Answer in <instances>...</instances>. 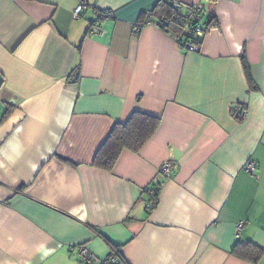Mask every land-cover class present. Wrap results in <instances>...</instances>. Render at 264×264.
I'll return each mask as SVG.
<instances>
[{"label": "crops", "instance_id": "obj_1", "mask_svg": "<svg viewBox=\"0 0 264 264\" xmlns=\"http://www.w3.org/2000/svg\"><path fill=\"white\" fill-rule=\"evenodd\" d=\"M79 1L0 0V264H82L83 245L125 264H264L233 251L264 249V0H180L216 23L196 52L138 28L159 0H86L75 18ZM135 112L160 119L155 134L95 166Z\"/></svg>", "mask_w": 264, "mask_h": 264}, {"label": "trees", "instance_id": "obj_2", "mask_svg": "<svg viewBox=\"0 0 264 264\" xmlns=\"http://www.w3.org/2000/svg\"><path fill=\"white\" fill-rule=\"evenodd\" d=\"M189 7L190 6H187L185 10L184 8L176 9L174 5L168 0H159L157 6L150 13H143L140 16L138 28H142L145 24L152 21L153 23H156L162 30L175 37L183 47H186V44L191 41L200 46L202 38L194 39L193 35L191 34L193 24L188 13ZM106 11L108 10H103L102 12ZM215 25L216 23L214 19L209 23H204L202 25L204 33H206L211 27ZM242 63L248 83L250 87L253 88L254 81L246 56H243ZM159 124L160 119L158 118L140 112L133 113L126 124L115 126L114 130L110 133L108 139L102 145L101 149L94 158V165L99 168L111 171L114 168L120 153L124 149H128L136 153L139 152L148 142V140L155 134ZM154 182L151 185H153ZM159 194L160 190H158L150 198V201L154 202V207H156L158 204ZM148 213L150 212L148 211ZM113 248L120 260L125 264V260L120 255L119 251H117L119 250V247L115 246ZM233 251L236 255L253 262L259 261V259L264 254V249L253 243L244 244L239 242L236 244Z\"/></svg>", "mask_w": 264, "mask_h": 264}, {"label": "built area", "instance_id": "obj_3", "mask_svg": "<svg viewBox=\"0 0 264 264\" xmlns=\"http://www.w3.org/2000/svg\"><path fill=\"white\" fill-rule=\"evenodd\" d=\"M171 2L176 9H182L184 5L180 2V0H168ZM89 8V4L86 0H80L77 7L74 10L75 18L80 17V15ZM189 17L192 20V30L191 34L193 35L194 39H199L204 36L203 31V16H204V6L202 4L190 5L188 8ZM114 17V13L110 10L106 12L98 11L96 13V22L91 25L89 28V34H101L102 28L100 22L104 19H108ZM150 23H153L152 21ZM186 48L191 52H196L199 50V45L195 42L191 41L186 44ZM242 114H245V111H241ZM176 164L173 161H166L164 162L158 172L157 179L155 180L154 184L151 185L147 193L152 197L158 190H161L162 182L170 179L175 171ZM257 168V164L254 161L249 160L245 165V170L247 172H253ZM146 208L149 212H152L154 207V202L149 201L146 205ZM243 228V223H239L236 226V235L239 236L241 230ZM79 258L82 264H124L116 252H113L105 259H100L94 255L91 250L83 245L80 246L78 249Z\"/></svg>", "mask_w": 264, "mask_h": 264}]
</instances>
